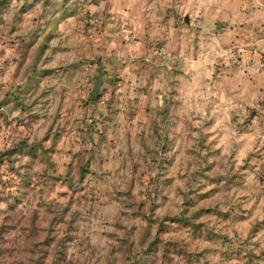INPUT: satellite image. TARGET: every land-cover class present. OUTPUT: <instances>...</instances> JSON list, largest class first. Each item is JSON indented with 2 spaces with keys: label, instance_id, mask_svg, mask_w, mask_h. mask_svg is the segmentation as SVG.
Masks as SVG:
<instances>
[{
  "label": "clouds",
  "instance_id": "1",
  "mask_svg": "<svg viewBox=\"0 0 264 264\" xmlns=\"http://www.w3.org/2000/svg\"><path fill=\"white\" fill-rule=\"evenodd\" d=\"M80 3L93 16L91 31L78 20L66 23L77 0L67 6L65 0H39L35 24L9 32L0 27V100L19 88L30 106L33 89L48 75L26 82L21 72L12 79L26 69L41 29L63 46L54 82L34 110L25 116L0 108L13 122L0 131V153L21 140L42 142L48 150L41 162L21 147L15 167L22 175L0 169V264H132L133 245L142 238L146 248L167 231L153 225L183 211V194L217 187L206 176L225 178L217 198L226 201L222 212L235 206L239 215L257 201L264 205V159H257L264 157V0ZM216 21L224 29L218 31ZM109 60L118 80L104 82L89 110L99 75L92 67ZM89 127L96 135L87 134ZM81 161L88 168L81 170ZM249 224L226 234L243 243ZM172 240L171 258L152 254L147 264H176L177 245L187 264H212L210 243H196L190 233ZM214 264L233 262L219 258Z\"/></svg>",
  "mask_w": 264,
  "mask_h": 264
},
{
  "label": "rangeland",
  "instance_id": "2",
  "mask_svg": "<svg viewBox=\"0 0 264 264\" xmlns=\"http://www.w3.org/2000/svg\"><path fill=\"white\" fill-rule=\"evenodd\" d=\"M84 2L86 3V0ZM68 3L69 0H65V6ZM38 4L39 0H0V27H2L4 32H9L10 30L18 31L35 24ZM108 19H111V17L106 18V22L103 24L105 29L109 27L107 23ZM74 20L79 21L81 29L91 31L93 16L84 8V4L80 3V0H77V11L72 14L66 23L70 24ZM176 26L178 27V23ZM215 26L218 31L225 27L221 21H216ZM113 31L115 32L116 29L113 28ZM49 36H53L52 31L49 29L40 30V34L32 42L31 49L29 50L26 69L22 67L12 77L13 80H16L21 75V72H23L26 82H30L41 73L48 74L33 89L30 106L29 104H25L24 100L21 99L20 93L22 90L18 88L15 93H4V100H0V108L8 107L9 112L19 110L23 115L27 116L30 111L40 104L45 94L44 89L46 85L54 82V61L59 55L58 48L63 47L57 44V36H53L52 40H49ZM156 47H159V44ZM109 55L116 54L109 53ZM115 67L116 65L113 60H109L108 62L101 61L100 68H97L95 64L93 65V74L99 72V75L96 76V84L91 93L88 104L89 110L97 106L96 97L99 96L100 87L104 82L107 81L109 84H112L118 80V77L113 75ZM144 91L146 93L147 89L145 88ZM22 105L23 107H21ZM0 121L3 122V127L0 128V131L13 127V122L9 120L5 112H0ZM15 125L17 129H23L24 121L17 120ZM87 134L96 135L91 127L87 129ZM21 147L25 153H31L32 156L41 162L48 159V150L42 142L40 144H28L26 141L21 140L7 152L0 153V169H6L13 174L22 175L20 170L15 167L17 163L16 154L19 153ZM257 159H264V157H257ZM88 166L84 161L80 162L81 170L88 168ZM245 166L254 170V166L249 165L247 161L245 162ZM211 170V166L206 168V171ZM260 172V183L264 184V164L260 165ZM145 179H147V176H145ZM205 180L209 184L217 185V187L212 188L211 191L201 192L197 189L183 194V211L178 215L164 216L153 225L154 231L163 229H167V231H162L159 239L154 242L150 241L146 248L143 245L142 238L133 245L135 251L129 253L132 264H147L145 257L152 254L160 261H163L165 258H171L173 250L169 248V244L173 243L172 238L188 233L195 237L196 243H210L211 248L209 250L213 254L208 257V260L212 264L219 258H223L225 261H232L233 264H264V249L260 248L261 241L264 240V219H261V217H264V205H261L257 201V203L252 204L247 209H240L239 215L235 214L237 212L235 206L227 213L222 212L220 210L221 203H226V201L218 202L217 198L222 195L219 185L224 184L225 178L222 176H206ZM2 182L0 180V183ZM230 182L233 184L238 183L235 179ZM30 187L36 191H39L41 188L40 185L35 183L30 185ZM201 187L205 186L202 185ZM141 211L146 217L156 220V217L147 209H141ZM249 222L251 223L249 224ZM245 224H249L248 239L237 245L226 234V231L232 228L235 232L237 226ZM0 231H3V228H0ZM58 247L59 241L52 245L51 251H57ZM177 249L181 254L175 256L176 264H187V256L183 253V249L179 248V245H177Z\"/></svg>",
  "mask_w": 264,
  "mask_h": 264
}]
</instances>
